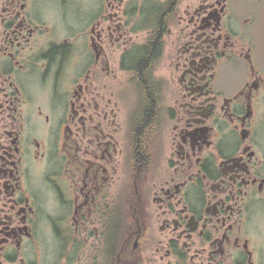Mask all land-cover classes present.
<instances>
[{
	"label": "flooded vegetation",
	"instance_id": "af4514ba",
	"mask_svg": "<svg viewBox=\"0 0 264 264\" xmlns=\"http://www.w3.org/2000/svg\"><path fill=\"white\" fill-rule=\"evenodd\" d=\"M0 264H264V0H0Z\"/></svg>",
	"mask_w": 264,
	"mask_h": 264
}]
</instances>
